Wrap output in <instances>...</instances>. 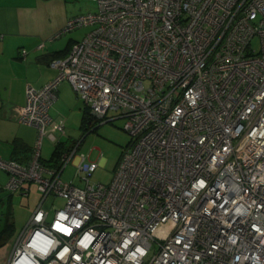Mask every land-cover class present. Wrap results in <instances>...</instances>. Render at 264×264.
<instances>
[{"label":"built area","instance_id":"1","mask_svg":"<svg viewBox=\"0 0 264 264\" xmlns=\"http://www.w3.org/2000/svg\"><path fill=\"white\" fill-rule=\"evenodd\" d=\"M94 1L61 29L91 26L55 77L26 85L30 159L0 158L4 189L39 193L6 264H264V0ZM63 80L98 122L124 119L107 184L86 156L83 187L61 178L77 146L41 162L44 136L65 133L49 115ZM49 194L65 201L52 215Z\"/></svg>","mask_w":264,"mask_h":264},{"label":"crops","instance_id":"2","mask_svg":"<svg viewBox=\"0 0 264 264\" xmlns=\"http://www.w3.org/2000/svg\"><path fill=\"white\" fill-rule=\"evenodd\" d=\"M49 1L0 0V158L14 159L23 164L31 157L37 135L33 126L18 120L19 108L25 102L26 85L39 88L53 79L57 71L49 66V61L67 55L72 44L85 34L79 36L74 31L76 28L61 33L67 19L74 15H44ZM83 108L81 99L69 82L61 81L57 87V98L49 108L51 118L70 119L79 110L82 118ZM59 141L61 142H57ZM42 144L43 140L41 159L46 162L47 159L42 157ZM76 146L77 144L74 147ZM80 159V156L76 158L77 163ZM45 166L50 170L58 167L57 164ZM0 170L4 172V178L0 179V189H4L2 187L8 174L5 170ZM33 187L37 191L35 184H30L28 194L4 190L12 201L15 194L28 196ZM37 195L39 197L38 191ZM9 218L12 221L10 224L7 221L8 227L0 228V264L7 263L13 248L7 230L14 221L13 216Z\"/></svg>","mask_w":264,"mask_h":264},{"label":"rangeland","instance_id":"3","mask_svg":"<svg viewBox=\"0 0 264 264\" xmlns=\"http://www.w3.org/2000/svg\"><path fill=\"white\" fill-rule=\"evenodd\" d=\"M96 10L97 4L94 0H50L44 15L70 14L75 16L95 12ZM90 28L91 26H81L74 31L80 36ZM256 43L257 39L255 37L253 44L256 45ZM112 114H114L113 111L108 112V115ZM82 119L81 110L77 114L75 113L70 119L66 117L61 118L65 125V133L60 136L58 135L60 138L58 140L69 145L77 144V149L73 157L64 166L61 178L72 180L76 186L83 187L85 180L79 176L80 173L77 170L76 158L78 156H86L89 160H94L98 164L90 176V180L107 184L112 179L116 164L124 148L131 140L130 135L123 128L124 119L116 118L103 122L90 121V124L87 121L82 124ZM55 143L56 141H51L47 136H44L42 144L43 158L50 160ZM3 173L0 170V179L4 178ZM37 199L39 200V197L34 187L28 196H17L15 194L12 197V201L8 199V192L0 189V228L8 227L7 223L9 222L10 224V221H12V218H9L10 216H13L14 221L13 224L11 223L12 228L10 225L7 230L8 236H10V245L15 243L16 237L30 217L34 205L37 203ZM64 203L63 198L49 194L42 206L48 211L49 215H52L56 209L63 207Z\"/></svg>","mask_w":264,"mask_h":264},{"label":"trees","instance_id":"4","mask_svg":"<svg viewBox=\"0 0 264 264\" xmlns=\"http://www.w3.org/2000/svg\"><path fill=\"white\" fill-rule=\"evenodd\" d=\"M84 115L83 116V119L81 120V123H85L87 121L88 124H90V121H93V122H98L97 119H94L88 112V109L84 106L83 108V113ZM88 129V128H87ZM75 146V144H72V145H69V144H66L65 142L63 141H59V142H56L54 144V148L51 152V156H50V160H47L46 162L41 159V162L42 164H51V165H54V164H57L58 166H60L59 164L61 163L60 162V158H61V154L66 152V151H70L73 149V147Z\"/></svg>","mask_w":264,"mask_h":264}]
</instances>
